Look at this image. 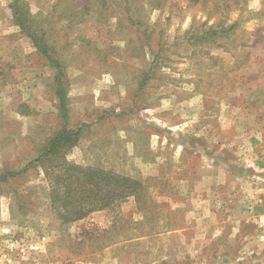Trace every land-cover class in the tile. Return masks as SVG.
Instances as JSON below:
<instances>
[{"label": "rangeland", "instance_id": "rangeland-1", "mask_svg": "<svg viewBox=\"0 0 264 264\" xmlns=\"http://www.w3.org/2000/svg\"><path fill=\"white\" fill-rule=\"evenodd\" d=\"M10 1L0 0V173L64 126L78 137L68 161L140 181L148 203L128 198L61 227L42 173L28 172L18 189L28 199L0 184V264H264V0L141 1L138 35L160 41L154 71L135 28L115 36L114 21L90 14L66 30L64 118L56 71L12 24ZM25 1L44 14L52 0ZM219 21L237 22L229 37L189 44ZM80 38L103 54L75 49Z\"/></svg>", "mask_w": 264, "mask_h": 264}, {"label": "trees", "instance_id": "trees-1", "mask_svg": "<svg viewBox=\"0 0 264 264\" xmlns=\"http://www.w3.org/2000/svg\"><path fill=\"white\" fill-rule=\"evenodd\" d=\"M143 0H52L47 11L38 14L30 12L29 4L25 0H11L8 8L11 13V22L18 28L21 35L31 41L37 53L43 56L50 68H54V93L59 101V113L64 118L66 114V87L64 80V63L61 59L63 51H70L73 42L68 39L66 30H73L82 25L90 14H95L96 25L105 26L114 21L117 33L128 27L137 31L135 38L139 41V50L144 48L151 54L153 67L158 68L156 61L160 55V41L155 46L152 40L151 31L149 34L141 32L139 28L145 25V12L147 8L139 5ZM193 3L198 0H190ZM226 2L228 0H217ZM239 0H233L234 6H238ZM148 6L160 9L164 0H147ZM243 2V0H242ZM232 6V5H231ZM226 5V9L231 7ZM237 22L230 25L219 21L215 26L209 27L202 33H194L189 44L200 43L216 44L218 40L229 37ZM110 38V37H109ZM188 40V41H189ZM77 50H92L96 54L103 52L85 38H80ZM146 52L144 53L145 56ZM158 62V61H157ZM155 72H153L154 74ZM142 79L139 88L145 83ZM78 137L75 131L65 129L55 131L37 150V156L29 160L25 165L16 171L3 169L0 173V184H5V189L11 192V196L21 199H28L18 191L21 181L28 172H41L47 182L48 192L46 200L53 218L62 227L72 225L75 222L84 220L94 212H100L113 208L115 205L133 198L137 207L142 210L147 202V188L138 180L126 175L116 173L112 170H105L99 167H84L70 162L66 155L77 143ZM19 206L23 202H18ZM264 207V203H263ZM109 230H104L103 233ZM84 239L92 240V235H86ZM99 238V237H97ZM100 238H108L101 237ZM96 240V238H95ZM111 240V239H110ZM84 241V240H83ZM83 241H80L82 243ZM115 241H113V244ZM108 246L101 243L97 248Z\"/></svg>", "mask_w": 264, "mask_h": 264}, {"label": "crops", "instance_id": "crops-1", "mask_svg": "<svg viewBox=\"0 0 264 264\" xmlns=\"http://www.w3.org/2000/svg\"><path fill=\"white\" fill-rule=\"evenodd\" d=\"M263 208H264V207H263ZM262 213H263L262 215L264 216V210H262Z\"/></svg>", "mask_w": 264, "mask_h": 264}]
</instances>
